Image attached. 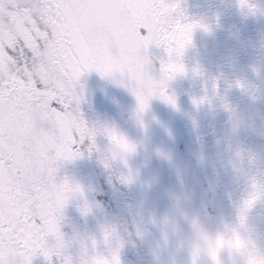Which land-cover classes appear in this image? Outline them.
<instances>
[{
    "label": "snow or ice",
    "instance_id": "6c2138e0",
    "mask_svg": "<svg viewBox=\"0 0 264 264\" xmlns=\"http://www.w3.org/2000/svg\"><path fill=\"white\" fill-rule=\"evenodd\" d=\"M178 10L169 0H0V264L53 254L47 238H59L61 211L80 191L57 181L58 164L82 155L96 135L72 107L85 72L126 74L141 112L155 95L175 103L166 80L185 71L179 58L196 27L182 23ZM151 45L168 56L159 80L149 75ZM107 134L116 148L133 150L115 131Z\"/></svg>",
    "mask_w": 264,
    "mask_h": 264
},
{
    "label": "water",
    "instance_id": "95a60500",
    "mask_svg": "<svg viewBox=\"0 0 264 264\" xmlns=\"http://www.w3.org/2000/svg\"><path fill=\"white\" fill-rule=\"evenodd\" d=\"M169 2L179 4L182 23L196 25L179 58L185 71L166 80L174 104L155 95L141 112L126 74H89L101 104L118 106L119 125L109 124L133 146L120 152L170 263L211 264L204 254L194 257L192 222L215 233L222 221L234 219L237 201L257 197L258 184L238 174L227 152L239 153L254 174L264 176V0H246V6L241 0ZM147 55L149 75L159 80L167 53L151 45ZM177 233L181 243L172 240ZM218 238L225 242L218 235L216 245ZM258 246L264 248V239ZM223 260L236 264L227 254ZM250 264H264V259Z\"/></svg>",
    "mask_w": 264,
    "mask_h": 264
},
{
    "label": "flooded vegetation",
    "instance_id": "af4514ba",
    "mask_svg": "<svg viewBox=\"0 0 264 264\" xmlns=\"http://www.w3.org/2000/svg\"><path fill=\"white\" fill-rule=\"evenodd\" d=\"M82 152V155L71 160H63L58 164L56 179L58 182L67 181L71 185L78 187L79 192L70 195L64 205L59 218V238L49 236L46 241V246L53 249V254L50 258L42 254H37L32 259L37 261L38 258L43 260L42 264H62L65 258L71 259L72 264H94L97 258L107 259L112 261L114 256H118L120 264H138L134 263L135 258L127 259L131 252H134L136 258L141 256V249L135 241V233L128 224L125 211L117 209L115 215L119 218L120 223H125L131 233L128 236L132 239L133 247H122L117 249L114 242L111 241L116 237L108 236L109 231L103 234L99 233V228L94 222H102L108 220V217L113 214L112 207L116 201L104 199L106 194L99 192L100 199H96V190L93 185L95 174L93 169V158L95 149L89 151L88 154ZM87 160L86 169H80L84 164L82 161ZM120 205V204H119ZM123 225L115 227L114 232H122ZM74 240L75 245L81 244L77 252H74L68 245V240ZM109 242V243H107ZM54 261L56 263H54Z\"/></svg>",
    "mask_w": 264,
    "mask_h": 264
},
{
    "label": "rangeland",
    "instance_id": "374dc122",
    "mask_svg": "<svg viewBox=\"0 0 264 264\" xmlns=\"http://www.w3.org/2000/svg\"><path fill=\"white\" fill-rule=\"evenodd\" d=\"M77 91L80 93L82 101H86V104L82 103L80 98L78 101H74L73 103L78 104L80 108L81 105H84L83 110H86L87 104H91V102H93V104L102 105L89 72H85L80 77L77 84ZM84 121L89 128L96 130V135L94 137L96 143L94 146L102 147L101 151H103L106 155L105 161H101L103 168L104 165H107L106 173L102 176L107 178V183H112L114 186L113 197L119 200L116 201L117 203H114L112 207L113 214L108 217L109 223L106 219L104 220V223L94 222V224H96L99 228V233L103 234L105 231H109L110 228V232H108L107 235H114L115 237L121 235L128 238L130 243L125 246V248H129L132 243V239L129 237L131 236V233L127 225L125 223L121 224L119 218L115 215L118 204L121 205L122 202H125L123 208L125 215L129 222L133 225L135 233L138 237H140L142 249L140 257L136 258L134 252H131L130 256H127V259L129 260L130 257L135 258L133 262L138 264H171L144 214L123 157L120 155H116L114 158L112 157L113 146L115 145L109 139L107 134L109 131H112L108 120L97 117L95 119L84 118ZM120 211L122 212V209ZM119 225H123L122 232H114L115 227ZM113 242H115V239L111 241V244ZM63 247H70L74 252H77L79 248H82L81 244L78 243L75 245L74 240L71 239L68 240V245H64ZM54 263L56 262L54 261ZM31 264H36L34 259H32ZM62 264H72V261L71 259L65 258L64 261L62 260Z\"/></svg>",
    "mask_w": 264,
    "mask_h": 264
},
{
    "label": "clouds",
    "instance_id": "9594fccd",
    "mask_svg": "<svg viewBox=\"0 0 264 264\" xmlns=\"http://www.w3.org/2000/svg\"><path fill=\"white\" fill-rule=\"evenodd\" d=\"M246 6V0H244ZM199 104L200 101H197ZM123 156V153L113 146L112 157ZM227 161L233 165L239 175L250 179L258 184L257 197L250 203L237 201L234 206V219L222 221L215 233L204 229L200 223L193 221L195 233L194 257L200 254L206 255L211 264H224V256H231L236 264H250L252 261L264 259V248L258 246V242L264 239V176H257L251 168L243 163L244 158L233 150L227 152ZM222 236L225 242L217 247L215 240ZM239 241V246L237 245ZM130 243L128 238L118 236L115 238L114 246L119 249ZM215 252V259L212 253Z\"/></svg>",
    "mask_w": 264,
    "mask_h": 264
},
{
    "label": "bare ground",
    "instance_id": "6f19581e",
    "mask_svg": "<svg viewBox=\"0 0 264 264\" xmlns=\"http://www.w3.org/2000/svg\"><path fill=\"white\" fill-rule=\"evenodd\" d=\"M90 99V98H89ZM82 148V147H81ZM102 147L99 148V151H101Z\"/></svg>",
    "mask_w": 264,
    "mask_h": 264
}]
</instances>
